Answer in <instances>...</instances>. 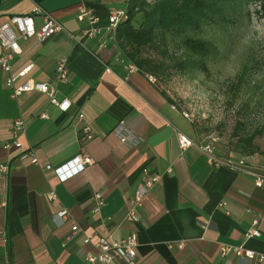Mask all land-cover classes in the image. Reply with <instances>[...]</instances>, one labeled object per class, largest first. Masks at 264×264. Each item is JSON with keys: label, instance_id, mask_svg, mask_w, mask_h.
I'll use <instances>...</instances> for the list:
<instances>
[{"label": "crops", "instance_id": "crops-1", "mask_svg": "<svg viewBox=\"0 0 264 264\" xmlns=\"http://www.w3.org/2000/svg\"><path fill=\"white\" fill-rule=\"evenodd\" d=\"M126 1L0 0V22L38 4L63 23L62 30L40 43L20 40L13 70L32 62L29 76L54 84L56 60L68 56L69 77L56 83V95L70 100L63 110L42 92L12 96L0 69V163L8 164L7 171L0 170V264H99L85 259L88 251L96 252L84 242L88 234L92 239L133 234L137 264H249L231 253L221 256V242L264 253V179L256 185L253 174L211 163L194 145L179 146V131L196 141L205 135L149 80L150 73L128 70L130 62L123 60L114 32L106 28L108 14L124 9ZM79 7L98 16L101 31L96 36H85L89 22L78 18ZM36 23H41L38 16ZM43 111L47 117L40 116ZM16 116L26 124L22 146L5 149ZM84 124L91 126L92 138H80ZM24 148H33L40 163L21 160ZM216 148L221 158L246 156L264 173V160L254 154ZM81 151L90 153L93 162L64 181L44 167ZM143 163L163 175L144 196L140 220L130 222L124 216L142 180ZM97 190L105 204L93 212ZM51 191L53 199L48 198ZM63 208L68 214L59 221L55 215ZM255 216L260 234L246 237Z\"/></svg>", "mask_w": 264, "mask_h": 264}, {"label": "built area", "instance_id": "built-area-1", "mask_svg": "<svg viewBox=\"0 0 264 264\" xmlns=\"http://www.w3.org/2000/svg\"><path fill=\"white\" fill-rule=\"evenodd\" d=\"M124 15V10L111 11L108 14V24L106 28L114 32L119 20ZM36 16L41 20L40 25L36 23ZM78 18H87L89 22L88 28L85 29L86 37H94L100 31L101 27L98 25V16L93 13L91 9L79 7ZM64 28L63 23L52 12L44 9L38 4H34L31 11L27 14H10L6 20L0 22V69L4 73V83L10 89L12 96H17L23 91H38L49 96V101L66 110L70 106V100L66 97L58 98L56 95V83L65 82L69 77V58L66 55H61L57 58L54 71V84L45 81L37 80L29 76V72L33 67V63L25 64L18 70H13L14 62L17 56L21 53L20 40L33 39L35 43H40L55 32ZM103 43L100 42L101 46ZM138 67L133 63H128V70L135 71ZM151 82H155L152 74H147ZM185 117L193 120L190 112L182 109ZM79 113V116H82ZM40 116L47 117L45 111L40 113ZM25 120L22 116H16L13 119L11 131L12 135L9 139L3 142V147L9 149L11 146L21 147V134L25 131ZM93 137V131L90 125L84 124L81 127V139H89ZM120 140H125V136L120 134ZM177 142L181 148L187 146H196L211 163L225 165L227 167L245 170L255 177V184L261 185L264 179L263 172H257L253 165L248 162L247 157L241 158H221L216 152V138L196 141L188 134L179 131L177 134ZM21 160L29 161L31 163H40L33 148H24L18 154ZM93 162V157L86 151H81L74 154L68 160L58 164L52 165L46 163L44 167L51 169L60 181H64L75 174L83 171L89 164ZM0 170L7 171L8 164L0 163ZM171 167L167 168L170 171ZM142 173V180L136 186L134 192L129 197L128 208L125 213V219L130 222H138L140 220L139 208L143 205L144 196L147 192L161 179L163 171L150 168L148 165L140 169ZM53 191L48 193V198H55ZM105 204V198L101 191L94 192L93 212H97ZM68 214L66 208L61 209L55 216L61 221ZM258 217H253L250 226L247 228L246 237L258 236L260 230L258 228ZM77 226H73L76 230ZM85 243H90L96 252L88 251L85 254V259L88 262H98L99 264H110L112 261H119L122 264H137L135 261L137 239L133 234H128L120 239H113L109 235H97L92 239L90 234L84 237ZM178 247H182V241L177 243ZM233 254L236 257L244 258L249 261V264H262L264 262V253L245 247L243 244H232L228 242H221L219 244V254L225 256Z\"/></svg>", "mask_w": 264, "mask_h": 264}, {"label": "rangeland", "instance_id": "rangeland-1", "mask_svg": "<svg viewBox=\"0 0 264 264\" xmlns=\"http://www.w3.org/2000/svg\"><path fill=\"white\" fill-rule=\"evenodd\" d=\"M242 8V14L236 12L225 22L204 23L188 32L214 45L207 72L171 68L153 75L156 84L192 114L205 140L216 138L217 147L238 151L237 126L238 133L264 127V17L246 13L254 11V4ZM170 50L179 55L182 52L173 44ZM150 52L158 57L154 50ZM254 144L264 149V132L255 136ZM253 154L264 160V155Z\"/></svg>", "mask_w": 264, "mask_h": 264}, {"label": "trees", "instance_id": "trees-1", "mask_svg": "<svg viewBox=\"0 0 264 264\" xmlns=\"http://www.w3.org/2000/svg\"><path fill=\"white\" fill-rule=\"evenodd\" d=\"M251 4L255 5L254 11L246 13L255 12L264 17V0H127L114 37L123 60L152 75L171 68L180 72L195 69L207 72V59L214 45L188 32L200 29L204 23L225 22L236 12L242 14V7ZM170 44L182 49L180 55L171 52ZM238 125L243 122L238 121ZM238 129L237 126L234 133L235 147L244 154L264 155V149L254 144L255 136L264 132V127L249 133H238ZM146 165L143 163L140 169Z\"/></svg>", "mask_w": 264, "mask_h": 264}]
</instances>
